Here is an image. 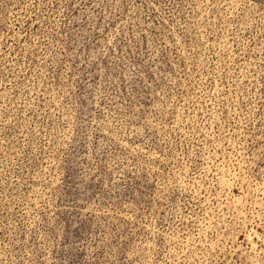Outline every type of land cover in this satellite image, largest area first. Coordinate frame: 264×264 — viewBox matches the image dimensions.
Masks as SVG:
<instances>
[{"label": "rangeland", "instance_id": "374dc122", "mask_svg": "<svg viewBox=\"0 0 264 264\" xmlns=\"http://www.w3.org/2000/svg\"><path fill=\"white\" fill-rule=\"evenodd\" d=\"M0 264H264V0H0Z\"/></svg>", "mask_w": 264, "mask_h": 264}]
</instances>
